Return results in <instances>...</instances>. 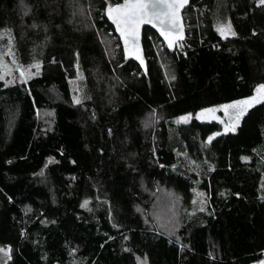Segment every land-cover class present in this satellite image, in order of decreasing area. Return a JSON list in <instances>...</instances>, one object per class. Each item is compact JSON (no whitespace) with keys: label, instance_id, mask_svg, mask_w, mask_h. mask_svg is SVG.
I'll use <instances>...</instances> for the list:
<instances>
[{"label":"trees","instance_id":"obj_1","mask_svg":"<svg viewBox=\"0 0 264 264\" xmlns=\"http://www.w3.org/2000/svg\"><path fill=\"white\" fill-rule=\"evenodd\" d=\"M120 1L0 0V29L12 30L23 63H40L26 81L0 83V246L10 249L7 264L264 260V100L234 131L221 132L214 120L176 122L264 84V5L190 0L185 38L173 50L143 28L144 73L123 58L105 17V6ZM217 14L235 36L221 37ZM99 33L116 40L111 60ZM77 70L86 88L79 103L70 86ZM41 108L53 110L48 130L36 118ZM159 186L187 209L196 190L205 199L183 214L174 236L139 211Z\"/></svg>","mask_w":264,"mask_h":264},{"label":"rangeland","instance_id":"obj_2","mask_svg":"<svg viewBox=\"0 0 264 264\" xmlns=\"http://www.w3.org/2000/svg\"><path fill=\"white\" fill-rule=\"evenodd\" d=\"M221 16L220 14H217V20H218L217 23L229 24V22L226 21V19L222 20ZM99 38L104 48L106 57L109 60H111L112 57H114V55L117 52V43L115 38L110 33H106V34L99 33ZM155 49L156 52L159 53V47L157 45L155 46ZM37 63L39 64L38 71L37 68L35 67ZM0 64H2L4 68L11 70V74H6L3 69H0V76L3 77L0 78V83L3 85H8L14 82L26 81L31 76L38 74L40 71V63L38 61L34 60L28 63H23L21 61L18 54L15 38L13 36V32L11 29L6 27L0 29ZM21 70H24L26 72V75L23 79H21L20 77ZM83 79H84L83 75L81 74L80 71L77 70L74 78L70 80L71 94L73 101L74 98L75 100L79 101L81 96L83 95L82 93L84 89H86L82 85ZM252 95H254V93ZM230 103L231 102L222 103V104H230ZM219 105L205 107V108H216V111L214 113V116L216 117L215 119H213L212 115L203 114L202 118L198 120L217 121L221 125L220 131L228 132L225 131V124L228 123L229 116L232 114L233 110L229 109L228 113L226 114L223 109L217 107ZM198 112H200V110H198L193 114L191 113L192 114L191 118L193 117L196 118V113ZM153 116H155V114H153ZM36 118L39 121L41 128L43 130H48L52 127L53 110L47 108L37 109ZM211 136L213 137V134ZM209 137L207 138V140H209ZM149 195L151 197L149 200L150 202L149 204H146L149 207L144 209L139 207V211L142 214V217L145 218V222H147L148 225L150 224L153 225L155 223L156 227L159 230L170 236H174L176 234V231L180 226V222L183 218V214L185 217H189L194 212L195 209L199 208L200 205L202 207H204L205 205L204 203L205 199L203 198L202 192H200L199 190H196L195 196H193L192 198V207L189 209H187L183 205L179 195H177L173 190L164 188L163 186H159L155 188V190L153 191L150 190ZM25 209L27 212L31 211V209L28 207H26ZM0 248H3V246H0ZM7 259H8V255L6 256L4 255V253H0V264H7ZM261 260L262 259H260V261ZM73 261L74 263H76L78 260L74 258ZM139 264H146V263L139 260Z\"/></svg>","mask_w":264,"mask_h":264},{"label":"snow or ice","instance_id":"obj_3","mask_svg":"<svg viewBox=\"0 0 264 264\" xmlns=\"http://www.w3.org/2000/svg\"><path fill=\"white\" fill-rule=\"evenodd\" d=\"M187 3V0H124L123 3L108 4L106 7V14L110 20L116 25V30L120 33V37L123 40L125 46V54H134L136 58L140 60L141 65L144 61L140 58L139 49L134 48L129 49V44H136V37L138 34L139 26L143 23L153 24L157 27L160 35L164 37L169 48L173 47L176 39L179 38V33L182 29L180 23L179 12L180 9ZM258 4L264 5V0H258ZM216 30L219 32L221 37H226L227 35L235 36L236 33L232 30L231 24H217ZM255 34V33H253ZM37 71L39 70V64L35 65ZM0 69H3L6 74H11V70L4 68L0 64ZM26 75L24 70L20 71V77L23 79ZM0 78H3L0 76ZM264 100V84H258L255 86L254 95L248 96L244 99L234 100L230 104H222L217 107L223 109L227 114L229 109L233 112L229 116L228 123L225 124V131H234L236 124L239 122L240 118L245 114L248 108L252 107L254 103H259ZM74 102L79 103L78 100ZM216 108H205L201 109L200 112L196 113V118L201 119L203 114L212 115L213 119L216 117L214 113ZM192 114L188 113L186 115L176 118V122L187 123L191 118ZM219 133H213V136ZM212 136L209 137V140ZM246 159V157H245ZM87 204L85 201L81 207ZM10 252L9 248H0V253L8 255ZM258 264H264V260L258 262Z\"/></svg>","mask_w":264,"mask_h":264},{"label":"water","instance_id":"obj_4","mask_svg":"<svg viewBox=\"0 0 264 264\" xmlns=\"http://www.w3.org/2000/svg\"><path fill=\"white\" fill-rule=\"evenodd\" d=\"M123 2H124V0H121L118 3H123ZM189 2H190V0H187V3L184 4V6L180 9L179 16H180V23L182 25V29H181V31L179 33V38L175 40L172 48H169L168 47L167 42L164 40V37L160 35V32L157 30V27H154L153 24L143 23V24H141L139 26L138 34H137V37L135 38L136 39V44L135 45H132L130 43L129 44V49H130V52L134 48H138L139 49L140 58L143 59V61H144L143 65H141L140 60L136 58V55H134V54H128L126 56L125 50H124L125 49V46H124L123 40L120 37V33L116 30V25L112 22V20H110L108 18L107 14H106V7H107V5H106L105 8H104V14H105V17L108 20V22L113 26V29H114L115 34L119 38L120 45H121V49H122L123 58L125 60H132V61L136 62L144 73L147 71V62H146V57H145V53H144V49H143V45H142V33H143V28L144 27H149L153 31H155L157 33V35L160 37V39L163 41V43L165 44L166 48L168 50H173L174 47L176 46V44L178 42H180V41H183L184 38H185V35H186V33H185V24H184V19H183L182 13H183V10L185 9V7H187V5L189 4Z\"/></svg>","mask_w":264,"mask_h":264},{"label":"built area","instance_id":"obj_5","mask_svg":"<svg viewBox=\"0 0 264 264\" xmlns=\"http://www.w3.org/2000/svg\"><path fill=\"white\" fill-rule=\"evenodd\" d=\"M177 44H178V43H177ZM177 44H176V45H177ZM259 261H260V260H259ZM259 261H257V262H253V263H251V264H258Z\"/></svg>","mask_w":264,"mask_h":264}]
</instances>
